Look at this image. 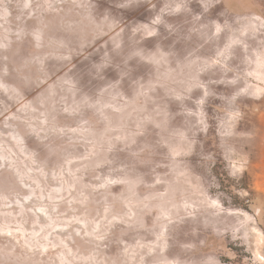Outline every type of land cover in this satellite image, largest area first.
Wrapping results in <instances>:
<instances>
[{
  "label": "rangeland",
  "instance_id": "rangeland-1",
  "mask_svg": "<svg viewBox=\"0 0 264 264\" xmlns=\"http://www.w3.org/2000/svg\"><path fill=\"white\" fill-rule=\"evenodd\" d=\"M0 264H264V0H0Z\"/></svg>",
  "mask_w": 264,
  "mask_h": 264
}]
</instances>
